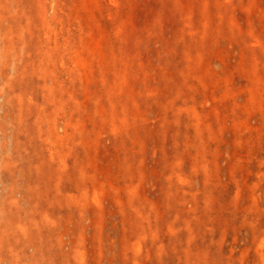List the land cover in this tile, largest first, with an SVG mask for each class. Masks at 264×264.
Wrapping results in <instances>:
<instances>
[{"label": "rangeland", "instance_id": "rangeland-1", "mask_svg": "<svg viewBox=\"0 0 264 264\" xmlns=\"http://www.w3.org/2000/svg\"><path fill=\"white\" fill-rule=\"evenodd\" d=\"M0 264H264V0H0Z\"/></svg>", "mask_w": 264, "mask_h": 264}]
</instances>
